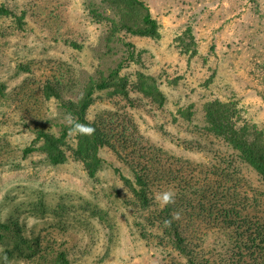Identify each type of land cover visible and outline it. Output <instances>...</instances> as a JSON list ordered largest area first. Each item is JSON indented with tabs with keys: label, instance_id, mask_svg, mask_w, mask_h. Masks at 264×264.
Segmentation results:
<instances>
[{
	"label": "trees",
	"instance_id": "16d2710c",
	"mask_svg": "<svg viewBox=\"0 0 264 264\" xmlns=\"http://www.w3.org/2000/svg\"><path fill=\"white\" fill-rule=\"evenodd\" d=\"M65 2L47 7L48 14L35 11L34 6L27 10V6L0 2V38L22 35L27 17L32 16L44 19L56 40L59 37L68 47L82 49L83 41L73 32L61 31L67 25ZM84 4L90 20L104 27L107 50H112V43L121 42L125 54L114 65L97 68L84 80H80L78 68L65 60L50 58L46 61L50 68L36 74L42 62L15 56L16 71L26 75L9 95L0 79V99H9L11 114L20 118L32 140L20 148L7 134H0V168L19 169L21 160L38 153L40 161L51 166L77 162L89 179L97 181L106 164L104 154L109 152L120 164L113 166L114 173L132 195L123 202L139 213L146 212L143 230L138 231L143 239L155 240L153 247L162 255L158 264H264V188L255 186L248 176L252 172L264 184V128L246 116L238 100L211 98L202 104L200 127L192 125L193 103L177 108L185 120L180 126H187L196 137L180 140L184 148L204 153L209 161H193L151 143L133 112L164 110L167 97L160 88L162 74L122 70L131 62L146 69L140 50L125 37L156 41L160 25L144 0H86ZM174 41L187 59L197 54L191 26L187 25ZM2 55L0 48V66ZM164 82L173 85L177 81L165 78ZM68 93L75 96L66 98ZM104 99L112 107L90 118L89 108ZM51 100L61 114L60 121L52 115ZM69 114L79 123L94 127L95 132L90 136L73 134L65 119ZM172 121L176 122V117ZM169 190L176 194L175 203L158 208L155 197ZM53 200V207L42 196L29 201L31 214L41 219L53 214L54 219L48 221L51 231L45 234L25 236L17 218L0 222L3 260L14 257L26 264H83L94 241L89 217L108 228L106 249L97 263L105 260L117 239L108 211L85 198L75 201L61 196ZM78 209L86 211L88 217L80 218ZM72 223L88 235L87 244L57 239V234L73 233L69 228Z\"/></svg>",
	"mask_w": 264,
	"mask_h": 264
},
{
	"label": "rangeland",
	"instance_id": "374dc122",
	"mask_svg": "<svg viewBox=\"0 0 264 264\" xmlns=\"http://www.w3.org/2000/svg\"><path fill=\"white\" fill-rule=\"evenodd\" d=\"M59 1L63 0H0L8 5L16 4L19 8L27 6V10L29 6L30 10L34 6L35 11L45 14L50 10L47 7L57 5ZM85 1L66 0L67 8L63 13L67 25L61 27V31L68 29L83 41L82 49L68 47L59 37L56 40L42 21L44 19H33L32 16L27 17V29L22 35L0 38L3 51L0 79L6 84V95L26 75L16 71L15 56L34 60L35 63L42 62L36 74L50 68L46 63L50 58L65 60L78 68V76L84 80L95 73L97 68L114 65L125 54L121 42L112 43V50H107L104 27L90 20ZM144 1L160 25V38L155 41L125 37V41H130L136 50H140L141 61L146 69L140 63L131 62L122 71L141 69L155 75L162 74L160 88L167 97L161 112H133L144 136L151 143L179 156L197 162L209 161L204 153L184 148L180 140L191 139L195 135L187 126H180L185 120L178 114L177 108L193 103L192 125L200 127L203 124L202 104L211 98L238 100L246 116L264 128V0ZM187 25L192 27L196 40L197 54L191 59L178 52L174 41ZM165 78L177 82L169 85L164 82ZM64 96L73 97L75 94ZM49 106L52 115L60 121L61 114L55 101L51 100ZM111 107L108 100H97L89 108L88 116L93 118L97 112ZM11 112L9 99H0V134H7L13 144L20 148L31 144L32 136L20 118ZM7 116L11 117L8 121L5 120ZM173 117H176V122L172 121ZM40 158L42 156L38 153H32L20 161L22 166L19 169L0 168V222L17 218L25 229V236L30 237L39 232L45 234L46 230L51 231L48 221L54 219L53 214L51 218L47 216L43 219L35 216V213L31 214L29 201L33 202L42 196L53 207V199L61 196L75 201L85 198L108 211L113 219L111 222L115 223L117 239L111 245L108 257L97 263L106 249L108 228L104 222L89 217L87 222L92 229L94 241L91 253L83 264L159 263L162 255L153 247L155 240L151 243L143 239L138 231L145 224L146 212L142 210L139 213L134 206L123 202L132 195L119 175L114 173L113 166L120 164L112 154H104L106 164L99 172L97 181L89 179L77 162L51 166L41 162ZM248 176L255 186L264 188V184L258 182L252 172H248ZM157 207L163 206L158 202ZM78 213L80 218L88 217L84 210L78 209ZM69 228L73 230L70 236H65L63 232L62 235H55L57 239L88 243V235L78 225L72 223ZM3 258L0 246V262L26 264L14 257L8 260Z\"/></svg>",
	"mask_w": 264,
	"mask_h": 264
},
{
	"label": "clouds",
	"instance_id": "9594fccd",
	"mask_svg": "<svg viewBox=\"0 0 264 264\" xmlns=\"http://www.w3.org/2000/svg\"><path fill=\"white\" fill-rule=\"evenodd\" d=\"M66 121L69 125H71L70 127V131L73 134H82V135H92L95 132V128L91 127L90 125H86V124H82L79 123L78 121L74 120L71 116V114H69L68 116H66ZM175 192L174 191H165L163 193L157 194V196L155 197V199L157 200V202H159L162 206H166L168 204H173L175 203ZM175 218H179V213H176ZM167 223V222H166Z\"/></svg>",
	"mask_w": 264,
	"mask_h": 264
}]
</instances>
